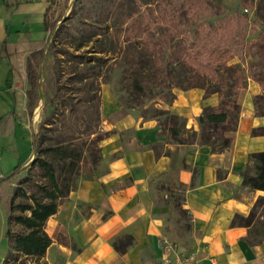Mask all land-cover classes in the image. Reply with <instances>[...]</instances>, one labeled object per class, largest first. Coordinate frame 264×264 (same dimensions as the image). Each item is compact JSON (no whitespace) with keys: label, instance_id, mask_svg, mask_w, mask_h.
<instances>
[{"label":"trees","instance_id":"trees-1","mask_svg":"<svg viewBox=\"0 0 264 264\" xmlns=\"http://www.w3.org/2000/svg\"><path fill=\"white\" fill-rule=\"evenodd\" d=\"M238 1L242 8L219 13L206 2L182 0V6H177L173 1L176 8L159 11L162 20L158 21L150 16L154 0H75L71 17L56 29L49 48L60 39L69 44L72 51L65 50L63 56L72 61L70 78L84 96L80 103L69 107L66 116L59 115L57 122L48 118L41 125L33 139L35 159L27 169L22 171L17 166L0 178L1 184L20 176L11 189L6 212L4 235L8 251L2 264H42L53 243L45 231L48 219L58 212L77 179L80 176L90 179V170L100 162L101 150L96 140L102 124L97 93L99 78L107 60L119 52L123 76L130 80L136 94L149 91V97L154 98L155 88L168 89L169 93L160 99L169 105L176 99L174 89H201L203 98L218 95V107L202 108L197 118L198 131L190 132L191 142L182 139L178 143L206 145L212 153L230 148L241 114L239 92L246 88L248 79L264 87V0ZM143 5L150 6L151 13H142ZM219 15L217 24L208 19ZM48 16L47 12L45 31L49 35L54 26ZM155 22L158 28L153 27ZM248 23L252 24L250 30L258 33L256 40L247 44L243 36L244 25ZM110 35L117 39L116 44ZM48 39L49 36L39 41L26 58V111L30 116L40 99V63ZM89 46V50L77 54ZM238 46L242 50L248 48L258 58L247 69L240 63L241 58L235 60ZM253 107L256 116L264 117V93L254 97ZM155 113L165 116L169 133L175 138L186 131L181 117L168 111L155 110ZM251 135L264 136V126L253 128ZM157 147L152 146L159 156ZM190 170V187H194L198 168ZM241 175L243 186L264 191V152L250 154ZM158 191L166 193L167 202L172 203L180 219L188 215L183 222L187 234L191 217L183 207L186 187L163 183ZM252 219L254 213L247 218L235 216L232 224L249 226ZM248 243L252 246L259 241L248 239ZM131 244L127 239L121 248L115 243L113 247L125 253Z\"/></svg>","mask_w":264,"mask_h":264},{"label":"crops","instance_id":"crops-1","mask_svg":"<svg viewBox=\"0 0 264 264\" xmlns=\"http://www.w3.org/2000/svg\"><path fill=\"white\" fill-rule=\"evenodd\" d=\"M54 1L0 0V178L17 166L23 169L34 157L25 63L36 44L47 38L44 16ZM261 93L252 79L239 92L241 114L228 150L212 153L209 146L192 144L159 156L152 148L160 145L153 121L133 122L106 99L101 111L108 125L98 144L106 165L94 178L80 176L48 219L45 231L53 243L41 263L166 264L161 242L168 238L172 203L166 196L158 203L151 188L159 193L161 184L179 183L186 187L183 207L191 220L174 256L194 254L203 264H264V191L243 186L241 178L248 156L264 152V136L251 135L253 128L264 126V117L256 116L253 107ZM203 94L179 91L166 108L197 129L202 108L218 107L220 101L216 94ZM193 167L198 177L190 187ZM251 213L249 226L232 224L235 216ZM127 239L132 244L125 253L115 250L113 243L121 248ZM248 239L259 243L251 246Z\"/></svg>","mask_w":264,"mask_h":264},{"label":"rangeland","instance_id":"rangeland-1","mask_svg":"<svg viewBox=\"0 0 264 264\" xmlns=\"http://www.w3.org/2000/svg\"><path fill=\"white\" fill-rule=\"evenodd\" d=\"M177 2V6H182V0H173ZM172 0H154L151 8L153 10V14H150L152 20L157 19L162 20L160 12L170 10V8L175 9L176 6L173 4ZM75 0H55L53 3V8L49 13V20L53 24L54 29L52 33L47 35L48 39V47L45 52L44 60L40 64L41 69V86L39 87V96L40 99L38 101L37 107L34 109L33 117L31 120V125L33 128V134L36 135L38 133V129H40L41 125L46 122L48 118H52L54 122H57L59 115L68 114V109L70 106L75 105L76 103H80L83 95L82 91L78 90V84L71 80L69 72L73 66L71 60L67 59L63 56L65 50H70L69 44L65 39L58 40L54 46L50 47L52 43L53 34L56 29L63 23L65 20L71 17L72 8ZM140 1H138L139 3ZM195 2H206L207 5L213 8L215 13H219L221 11L226 12H234L237 8H242L241 4L238 0H195ZM172 4V5H171ZM140 5V3H139ZM150 6H142V13H149ZM160 11V12H159ZM151 13V12H150ZM214 13V14H215ZM248 15L251 17V11L248 12ZM221 15L219 16H210L208 19L213 23L217 24L220 21ZM163 22V21H162ZM250 23L244 25L245 27V35L244 42L250 43L253 40H256L257 33L256 31H251ZM154 28L157 27V22H155ZM110 38L113 39V42L116 44L117 39L110 35ZM90 46L79 51L77 54H81L86 50H89ZM119 48V47H117ZM91 54H88V56ZM121 52L117 54V56H113L111 59L107 60L104 64L103 72L101 77L99 78V88L98 95L100 97V115H101V129L99 135L96 137V140L99 144L100 137L104 132V129L108 123L105 122V118L102 115V105L106 99L113 102L114 104L119 105V107L125 112V114L133 120V122L137 121H153L155 127L158 129V137L160 138L159 152L167 153L171 155V150L177 148L178 146L183 145H192V144H180L179 140H186L187 142H191L190 132L198 131V123L197 129L194 126H191L188 119L181 117L185 120V129L186 131H182L180 135L175 138L173 135L169 133L168 124L166 123L165 116L158 115L155 113V110L160 111H168L169 113L175 115L169 109L166 108V104L161 101L162 96H166L169 91L168 89H160L155 88L153 92L157 94L156 97L151 98L149 91H146L142 94H136L130 84V80L124 78L123 69L124 65H121ZM241 58L240 63L242 66L247 69L253 62H256L258 58L253 53V51L245 48L242 50V46H238L235 49V60ZM262 88V93H264V87ZM196 89L189 90H180L174 89L172 92L176 94L179 91H192ZM201 90V89H197ZM204 90H202L203 92ZM171 105V104H170ZM255 108V107H254ZM258 112H260L258 110ZM178 116V115H176ZM50 122V121H48ZM52 122V121H51ZM197 122V119H196ZM189 131V133H188ZM131 130L127 131L123 134V137L130 135ZM76 134H79L78 131ZM106 165L104 161L102 163V158L100 162L96 165L95 169L90 170L91 178L98 176L101 173V166ZM5 172V171H4ZM20 176L16 175L8 182H4L0 184V256L3 258L6 256L8 248H7V240L5 238V227H6V211L8 210V203L10 200L11 189L17 182ZM152 196L156 199L158 203H162L161 201H165L164 192H157L155 188H151ZM177 198L178 195H175ZM168 200V199H167ZM188 218V215L185 218L180 219L176 209L171 207V211L169 214V220L167 223L166 230L168 232V240L172 241L174 244L184 243V221ZM2 258V262H3ZM1 262V263H2Z\"/></svg>","mask_w":264,"mask_h":264},{"label":"built area","instance_id":"built-area-1","mask_svg":"<svg viewBox=\"0 0 264 264\" xmlns=\"http://www.w3.org/2000/svg\"><path fill=\"white\" fill-rule=\"evenodd\" d=\"M161 246L165 255L164 261L166 264H203L194 254L174 256L176 245L168 239H164L161 242Z\"/></svg>","mask_w":264,"mask_h":264},{"label":"water","instance_id":"water-1","mask_svg":"<svg viewBox=\"0 0 264 264\" xmlns=\"http://www.w3.org/2000/svg\"><path fill=\"white\" fill-rule=\"evenodd\" d=\"M47 44H48V43H47ZM47 44H46V45H47ZM41 63H42V62H41ZM41 63H40V64H41ZM40 86H41V69H40V85H39V87H40ZM39 87H38V88H39ZM39 89H40V88H39ZM34 159H35V153H34V157H33V159H32L27 165H25V166L23 167V169H21V170L23 171V170L27 169V168L30 166V164L34 161Z\"/></svg>","mask_w":264,"mask_h":264}]
</instances>
